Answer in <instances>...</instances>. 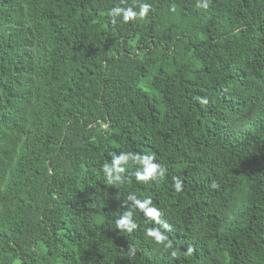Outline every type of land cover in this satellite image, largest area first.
Segmentation results:
<instances>
[{
    "label": "trees",
    "instance_id": "16d2710c",
    "mask_svg": "<svg viewBox=\"0 0 264 264\" xmlns=\"http://www.w3.org/2000/svg\"><path fill=\"white\" fill-rule=\"evenodd\" d=\"M208 2L0 0V264H264V0Z\"/></svg>",
    "mask_w": 264,
    "mask_h": 264
},
{
    "label": "clouds",
    "instance_id": "9594fccd",
    "mask_svg": "<svg viewBox=\"0 0 264 264\" xmlns=\"http://www.w3.org/2000/svg\"><path fill=\"white\" fill-rule=\"evenodd\" d=\"M208 0H203V3H197L198 8L207 9L208 8ZM140 12H139V18H144L147 16V14L150 11L151 6L148 4H141L139 5ZM172 11H175V8L172 9ZM116 15H122L123 16V22L128 23L130 21H134L138 18L137 12L133 9V7H119L111 12V16L114 17ZM129 155L124 154L120 156H116L113 154V162L112 164L105 165V170L109 172H115L120 173L125 170L124 167H121V165H125V167H128V160ZM131 159L133 161H140L143 164V171H138L136 173L137 179L141 182H147L150 179L155 178L156 176L163 177L164 173L167 171L166 168H163L155 163H152V157H144L141 158L139 156H132ZM117 179L119 177L117 176ZM107 183H111V180H107ZM215 187V185H213ZM173 188L176 193H180L184 190V184L182 183V179L179 177H173ZM151 203L150 199H146L144 201L136 200L135 204L138 206V208L145 212L146 216L153 218L156 223H159V217L161 215L159 209L156 207H148V204ZM134 214L133 210L127 212L123 218L116 221V228H120L124 230L127 233H130L133 228L136 227L135 223H132L130 221V217ZM167 227V225H165ZM146 236L153 240L157 245H163L165 249H173V242L169 240L168 236L161 232L159 228H148L146 231ZM173 256L177 255V252L173 250L172 252ZM187 254H191V249H189V252Z\"/></svg>",
    "mask_w": 264,
    "mask_h": 264
}]
</instances>
